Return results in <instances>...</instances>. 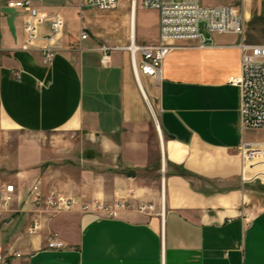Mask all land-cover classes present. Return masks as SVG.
<instances>
[{"label": "crops", "instance_id": "obj_1", "mask_svg": "<svg viewBox=\"0 0 264 264\" xmlns=\"http://www.w3.org/2000/svg\"><path fill=\"white\" fill-rule=\"evenodd\" d=\"M9 1L0 0V190L13 183L15 195L0 245L21 253L10 264H264V180L245 174L240 150L264 130H242L241 90L231 82L241 74V36L214 33L205 46L178 40L162 78L139 81L126 52L112 48L103 65L101 46L84 45L93 19L83 0H31L64 18L49 64L23 49L25 13ZM247 5L250 21L254 2ZM155 27L137 38L135 29V41L158 38L157 11ZM49 31L46 22L40 33ZM152 170L155 186L140 184ZM52 192L72 205L57 211ZM123 197L135 204L116 216L95 207ZM51 238L65 246L49 248Z\"/></svg>", "mask_w": 264, "mask_h": 264}, {"label": "built area", "instance_id": "obj_2", "mask_svg": "<svg viewBox=\"0 0 264 264\" xmlns=\"http://www.w3.org/2000/svg\"><path fill=\"white\" fill-rule=\"evenodd\" d=\"M120 0H83L81 7L88 6L102 11L116 8ZM243 1L238 4H222L208 6L201 0H139L143 8L155 9L158 12V38L151 43L138 44L130 41L129 48L136 77L147 75L160 80L163 74L164 60L175 47L178 40H196L199 46L212 42L214 33H232L241 36L242 50L241 74L231 79V82L241 90V128L243 131L264 130V44H250L245 42ZM137 2V0H136ZM8 5L20 8L25 13L24 29L26 32L23 49H37L43 64L51 63L60 50L63 35L64 18L58 13L42 12L31 0H10ZM135 1L132 0V9ZM46 22L50 23V31L40 33V28ZM204 28L202 29V25ZM89 33L84 29L81 40L87 39ZM101 63L109 65L111 62V47L102 45ZM244 172L252 179L264 180V137L244 141L241 146ZM32 200L36 205L42 204V194L39 185L31 188ZM15 185L7 183L0 190V224L10 210L14 200ZM48 201L57 211L69 208L73 200L56 192L49 195ZM121 204H96L97 210H103L110 216L118 214ZM123 205V204H122ZM121 205V206H122ZM84 209L88 206L84 205ZM39 228L34 221L28 231L35 233ZM49 248L59 249L65 245L61 240L51 238ZM19 252H7L0 245V264H10Z\"/></svg>", "mask_w": 264, "mask_h": 264}, {"label": "rangeland", "instance_id": "obj_3", "mask_svg": "<svg viewBox=\"0 0 264 264\" xmlns=\"http://www.w3.org/2000/svg\"><path fill=\"white\" fill-rule=\"evenodd\" d=\"M120 1L116 8L109 10V11H102V10H98L92 7H87L85 9V11L88 13V16L93 19V27L91 28L88 27L89 29H87V31L89 30L91 38H89L88 40H85L84 45L94 46L95 44H98L99 46L106 45L111 48L118 47L119 50H117L115 53L121 54L122 51H124L128 54L130 58L131 52L126 47L130 45V36H131L130 10H131L132 0H120ZM201 1L202 3L210 1L218 5L238 4L241 2V0H201ZM251 1L254 2V5H253V15L254 16L249 21V18L248 20L246 18L247 14H249V8H250L247 5V3ZM125 6H127L126 10H125ZM137 6H138V9L136 11V21H137L136 38H137V35L138 36L140 35L148 36L152 32V30L156 28L155 27L156 10L149 9V8H142L139 4V0H137ZM243 8H244V19L246 18V25H247L246 30H245L247 42L255 43V44H264V0H244ZM125 11H127V13H130L128 22L125 21V15H126ZM201 25L203 29L204 24L202 23ZM123 29H125V31H124V35L122 36V38L119 39L118 37H115L116 35L120 36ZM121 47L123 48L121 49ZM90 54H92L94 58L97 56V54L94 52H91ZM99 68L102 71V67L99 66ZM153 108H154V111L156 112V106L154 103H153ZM14 139L15 140L18 139L17 134L9 138L10 141H8L7 144L10 149L17 145L16 142H13ZM69 146H73V144L69 143ZM101 161L104 163L103 164L104 168H108L107 161L109 160H107V158L105 157L104 158L102 157ZM152 171L153 172L151 174L144 176V179H146L145 181H148V182H140V184L148 183L150 185L155 186L158 175L154 172V170ZM2 178L3 176H0V179ZM116 203L121 204V205L123 204L122 206L120 205L117 208L118 212L121 207H130L132 206V204H135L133 199L132 198L129 199V197L127 199L125 197H123L122 199H118ZM0 243L1 244L6 243V239H3V238L0 239Z\"/></svg>", "mask_w": 264, "mask_h": 264}, {"label": "bare ground", "instance_id": "obj_4", "mask_svg": "<svg viewBox=\"0 0 264 264\" xmlns=\"http://www.w3.org/2000/svg\"><path fill=\"white\" fill-rule=\"evenodd\" d=\"M135 1V4H136V0ZM131 24H132V28H131V37H130V41H135V38H134V32H135V29H136V16H135V11H132V14H131ZM127 49L129 48H134L133 47H126ZM139 81H140V77L137 78Z\"/></svg>", "mask_w": 264, "mask_h": 264}, {"label": "water", "instance_id": "obj_5", "mask_svg": "<svg viewBox=\"0 0 264 264\" xmlns=\"http://www.w3.org/2000/svg\"><path fill=\"white\" fill-rule=\"evenodd\" d=\"M131 175H134V174H131Z\"/></svg>", "mask_w": 264, "mask_h": 264}]
</instances>
